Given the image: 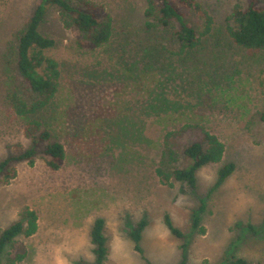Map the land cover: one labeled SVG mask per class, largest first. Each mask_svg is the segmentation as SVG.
Returning a JSON list of instances; mask_svg holds the SVG:
<instances>
[{"label":"rangeland","instance_id":"rangeland-1","mask_svg":"<svg viewBox=\"0 0 264 264\" xmlns=\"http://www.w3.org/2000/svg\"><path fill=\"white\" fill-rule=\"evenodd\" d=\"M42 1L0 0V163L32 147L26 121L8 96L36 97L18 69V37ZM92 1L99 5V19L110 17L114 27L111 44L100 49H81L77 29L65 26L57 6L46 5L40 30L56 41L46 55L60 64L62 78L43 117L51 142L62 143L67 158L52 170L42 144L34 166L20 163L18 177L10 185L0 183V235L23 220L27 209L39 217L37 234L17 237L1 264L24 254L15 264H96L91 231L98 218L106 221V264H232L236 258L264 264V51L238 47L227 32L235 7L247 9L249 0H197L214 20L209 33L205 18L175 0L201 40L192 55L183 56L178 23L147 29V0ZM147 57L153 64L145 66ZM159 93L185 108L182 120L174 114L173 123L163 124L151 115ZM192 118L222 140L226 154L222 163L197 172L196 189L184 183L171 188L156 173L163 142L174 133L177 167L187 168L185 149L202 138L199 131L183 129ZM227 163L236 165L234 174L210 194ZM166 214L184 239L168 231ZM142 221L147 225L140 253L131 237Z\"/></svg>","mask_w":264,"mask_h":264},{"label":"trees","instance_id":"trees-1","mask_svg":"<svg viewBox=\"0 0 264 264\" xmlns=\"http://www.w3.org/2000/svg\"><path fill=\"white\" fill-rule=\"evenodd\" d=\"M178 1L185 8L205 18L206 33L211 32L214 20L197 0ZM174 2L175 0H147L148 7L145 16L149 21L146 27L148 30L157 27L171 29L172 27L175 28L174 23H178L180 30L177 31L176 38L181 45L178 55H192L200 47L201 40L197 36L196 30L188 24L185 14ZM260 2L261 0H249L247 9L236 6L227 20L229 23L227 32L233 43L242 49L252 52L264 51V5H261ZM47 4L57 6L60 9L63 23L67 28L77 29L81 35V40L78 42L81 49L90 46L93 49L104 48L111 44L114 36L112 19L110 17L106 20L99 19L97 15L99 5L92 0L42 1L28 25L18 37V69L36 97L28 99L17 93H11L8 96L12 110L26 121L25 134L32 140V147L26 151L11 155L0 163V183L3 185H10L18 177V164L27 163L30 166L36 164L40 156L37 147L42 144L46 145L43 154L49 159L48 165L52 170H60L62 162L67 158L65 146L58 141L51 142L54 135L43 117V114L51 108L60 92L62 78L60 64L46 55L47 51L56 47V41L45 36L40 30L46 19ZM157 51H159V55L155 54L154 57L160 62L162 52L160 50ZM145 61L147 62L145 66L154 62L149 57ZM135 69L138 68H130L128 72H132ZM171 104L165 98V94L161 95L159 93L157 97L153 98L150 107L151 115L158 116L159 121H162L163 124L173 123L176 119L171 118L170 115L174 114L179 115V119L182 120L186 111L185 108L179 109L176 104ZM190 116L194 117V113L192 114L191 112ZM262 119L264 120V114ZM183 129L196 130L202 135L200 141L188 145L185 149V155L189 161L188 167H177L179 157L170 142L174 133H168L163 142L164 149L161 155L160 167L156 170V173L163 185L173 188L175 186L174 183H184L191 189H196L197 172L205 166L222 163L226 154V145L217 135L206 127L201 126L194 118ZM235 170L236 165L234 163L224 164L219 169L218 181L210 194L219 189L234 174ZM203 210L204 206H202L200 211ZM38 221L37 212L27 209L23 214V220L1 232L0 264L6 247L13 243L17 237L23 235L26 238H30L37 234L39 229ZM164 224L174 237L185 238V233L175 226L169 214L164 216ZM193 224L195 229L200 227V217L198 215L194 216ZM105 225L106 221L103 218H98L95 220L91 231V242L94 246L96 264H106L109 256ZM146 225L147 222L142 221L131 237L135 250L140 253L139 244ZM248 230L257 233L252 226ZM187 247V244L181 246L185 258ZM25 258L26 254L19 255L16 261L22 262ZM16 261H11L10 263L15 264ZM230 263L254 264L243 258L233 259Z\"/></svg>","mask_w":264,"mask_h":264}]
</instances>
